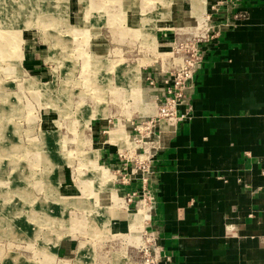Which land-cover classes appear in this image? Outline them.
Instances as JSON below:
<instances>
[{"label":"rangeland","instance_id":"374dc122","mask_svg":"<svg viewBox=\"0 0 264 264\" xmlns=\"http://www.w3.org/2000/svg\"><path fill=\"white\" fill-rule=\"evenodd\" d=\"M228 1L0 0V264H142L145 73Z\"/></svg>","mask_w":264,"mask_h":264},{"label":"crops","instance_id":"0c3cea01","mask_svg":"<svg viewBox=\"0 0 264 264\" xmlns=\"http://www.w3.org/2000/svg\"><path fill=\"white\" fill-rule=\"evenodd\" d=\"M211 13L221 27L180 106L190 114L161 120L147 179L126 189L154 198L148 223L172 264H264V0Z\"/></svg>","mask_w":264,"mask_h":264},{"label":"built area","instance_id":"2783aa9c","mask_svg":"<svg viewBox=\"0 0 264 264\" xmlns=\"http://www.w3.org/2000/svg\"><path fill=\"white\" fill-rule=\"evenodd\" d=\"M209 23V27L203 33L183 32L185 35L182 39H164V41H168L167 46H170L172 53L174 51L178 54L180 60L176 63L172 71H162L159 75H155L153 71L145 73V82L147 86L150 91H155L156 97L154 102H158V113L157 115H141L140 117L142 119H140V121L138 120L134 129L143 134L142 136H140L141 134L132 135L137 143L134 151L138 148H145V156L140 157L145 158L147 156L150 158L149 163L142 162L143 168L138 166V169L141 168L143 172L141 175L142 180L147 179L151 160L161 145V130L159 128L162 118H164L166 122H174L175 120L185 119L190 114L187 108L180 109V106L186 104L189 99H191L194 71L206 58V54L210 49L209 44L214 37L213 35L218 33L221 27L219 25L215 26L211 20ZM157 124L158 126L156 127ZM128 151L129 149L124 147L123 150L117 152L118 157H120V159L125 157L128 161V157L126 156V154L129 155ZM138 169H135L134 172H137ZM142 190L143 192L141 195L146 196H143L144 199H147V202L144 201V203L148 206L150 212L145 227L142 230L146 241H148V244H144L141 249L142 264H172L170 255L167 254L163 246L158 243L157 233L150 230L148 223L152 211L156 207L155 200L145 187H143Z\"/></svg>","mask_w":264,"mask_h":264},{"label":"bare ground","instance_id":"6f19581e","mask_svg":"<svg viewBox=\"0 0 264 264\" xmlns=\"http://www.w3.org/2000/svg\"><path fill=\"white\" fill-rule=\"evenodd\" d=\"M206 28H207V27H206ZM143 102H144V104H145L146 106H148L149 108H152V106H154V104H157V108H158V102H156V103H155V102H154V103H153V102L151 103V102H148V101H143ZM157 108H156V112H155V114H152L153 110H151V109L149 110L148 113H149V114H152V115H157V113H158V111H157L158 109H157ZM162 120H165V119L162 118ZM140 136H141V135H140ZM128 137H129V136H128ZM125 138H126V137H125ZM133 138H134V137H133ZM97 143H98V142H97ZM135 143H136V142H135ZM135 143H133V144H135ZM127 145H129V146H128V147H127V146H124V147L129 149V147H131L132 144H127ZM135 145H137V144H135ZM135 145H134V146H135ZM116 152H118V151H116ZM119 152H120V151H119ZM128 152H129V155H132V156H133V154H134L133 152H131V151H128ZM140 156H141V157H144L145 154H144V153H141ZM140 156H139V157H140ZM138 204H139V205L142 204L143 206H147V205L144 203V200H142V199H141V201H139ZM147 207H148V206H147ZM145 211H147V212H146V216L144 217V219H143V221H142V223H141V225H142V226H141V227H142L141 230L144 229V227H145V223L147 222V219H148L149 214H150V212H149L148 209L145 210ZM142 232H143V231H142ZM142 237H143V234H142ZM142 237H139V238H140V239L138 240L139 243L142 242V241H140V240H142ZM138 242H137V243H138Z\"/></svg>","mask_w":264,"mask_h":264}]
</instances>
